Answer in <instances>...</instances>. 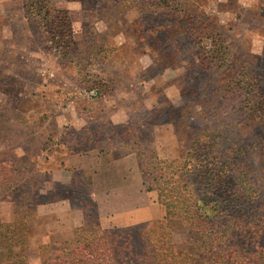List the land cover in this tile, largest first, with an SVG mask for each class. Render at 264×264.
<instances>
[{
    "label": "rangeland",
    "instance_id": "rangeland-1",
    "mask_svg": "<svg viewBox=\"0 0 264 264\" xmlns=\"http://www.w3.org/2000/svg\"><path fill=\"white\" fill-rule=\"evenodd\" d=\"M34 3L0 0V225L28 234L25 262H11L40 264L41 247L58 256L73 216L76 229L100 227L92 192L123 185L108 216L130 195L125 210L139 217L155 204L160 216L136 226L149 225L154 245L166 235L178 253L195 252L182 222L157 227L163 207L145 174L155 176L153 157L177 167L200 138L213 140V154L232 146L237 167L264 175V126L249 116L243 85L221 75L233 65L264 74V0ZM71 156L102 166L69 180ZM5 253L0 242V264Z\"/></svg>",
    "mask_w": 264,
    "mask_h": 264
},
{
    "label": "trees",
    "instance_id": "trees-1",
    "mask_svg": "<svg viewBox=\"0 0 264 264\" xmlns=\"http://www.w3.org/2000/svg\"><path fill=\"white\" fill-rule=\"evenodd\" d=\"M34 1L31 5L43 10L44 0ZM221 75L224 83L243 85L249 116L264 126V92L260 86L264 74H251L247 68L233 65ZM212 141L194 140L191 151L177 167V162H161L153 157L155 176L145 174L150 178L145 191L155 192L163 207L157 227L168 229L171 220L182 222L195 234V252L178 253L166 235L158 241L161 246L154 245L149 225L105 230L84 223L75 229L72 240L63 244L58 256L48 254V247H41L47 251L40 256V264H194V257L220 264H264V175L237 167L239 153L232 146L213 154ZM205 209L211 210L212 216L203 214ZM6 227L0 225V242L6 247L8 264L25 262V227Z\"/></svg>",
    "mask_w": 264,
    "mask_h": 264
},
{
    "label": "crops",
    "instance_id": "crops-1",
    "mask_svg": "<svg viewBox=\"0 0 264 264\" xmlns=\"http://www.w3.org/2000/svg\"><path fill=\"white\" fill-rule=\"evenodd\" d=\"M67 163H68V165H66V167L69 169V175H70L69 180L72 178L71 175L75 171L79 170V171L87 172V170L91 168V165H92V167L93 166L94 167L95 166H102V164H99L97 162H95L94 164H91L88 161V157H84V156L82 158H78V157L73 158L71 156L70 161H69V157H67L66 164ZM114 169H116V168H114ZM119 170L124 171L125 175L129 174V172H128L129 169H124V168L121 169L120 168ZM120 177L121 176H119V178ZM123 178L124 177H121V179H123ZM126 187L127 186L123 185L122 187H120L118 189L119 192L117 190L113 194H111V193L108 194L106 192L100 193L99 191L98 192H96V191L92 192V194H93L92 195L93 196V199H92L93 206L95 207V210L97 211L98 221H99L98 223L102 229L129 228L132 226H136L138 224H144L146 222L153 221L158 217V215L160 216L159 211H158L159 212L158 215L155 214L154 208L157 207V206H155V204H154V206H152V204L145 206V208H144L145 212L142 213L145 216H141V217L138 216L139 214H138V212H136V211H138L137 209H134V211L125 210L126 207H128V205L130 207L132 204H134V205L136 204L135 197H132L131 195L129 197L125 198L124 204H122V206L120 205V207L118 208L119 210H112L108 216L107 210L112 209L114 204H115L116 199H119V198H116L117 195H115V194L118 192L117 194L121 195V197H123L122 194L125 193ZM132 187H134V186H131L129 184L128 189H132ZM70 224H71V229H70L71 234L69 235V239H71L73 237V233H74L73 231H75V229L77 228L76 218L74 216L70 220Z\"/></svg>",
    "mask_w": 264,
    "mask_h": 264
}]
</instances>
